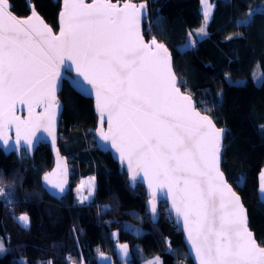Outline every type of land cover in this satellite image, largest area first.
Masks as SVG:
<instances>
[{
	"label": "snow or ice",
	"instance_id": "1",
	"mask_svg": "<svg viewBox=\"0 0 264 264\" xmlns=\"http://www.w3.org/2000/svg\"><path fill=\"white\" fill-rule=\"evenodd\" d=\"M201 3L203 23L188 33L189 46L197 42L194 35H207L215 7L210 0ZM30 7L31 15L21 19L13 14L10 0H0V141L12 147L6 128L14 126L15 150L21 141L31 150L36 130L43 128L55 146L61 67L74 69L69 87L94 95L100 138L110 141L133 182L141 176L147 182L154 221L159 190L171 200L199 264H264V246L250 231L240 196L220 170L225 129L217 128L197 110L192 96L181 91L165 44L155 37L145 42L141 24L147 3L63 0L58 35ZM257 14L264 15V8L250 10L237 24L251 26ZM18 105L27 107L26 119L16 115ZM54 175L45 174L44 183L55 190L53 195L63 194L66 165L58 179H51ZM76 191L80 203L89 200L96 191L95 178L86 185L81 181ZM258 193L264 202V170ZM0 197L12 202L3 186ZM17 219L29 225L27 214ZM120 250L127 257L128 245ZM148 264L162 262L156 257Z\"/></svg>",
	"mask_w": 264,
	"mask_h": 264
},
{
	"label": "trees",
	"instance_id": "2",
	"mask_svg": "<svg viewBox=\"0 0 264 264\" xmlns=\"http://www.w3.org/2000/svg\"><path fill=\"white\" fill-rule=\"evenodd\" d=\"M131 1L147 3L144 38L155 37L168 48L181 90L192 96L198 110L208 114L218 128L225 129L220 169L241 198L249 229L264 246V202L258 193L264 165V15L257 14L251 26L237 24L250 10L264 8V0H210L215 7L207 35L184 50L178 46L202 20L199 0ZM29 2L55 31L60 0ZM10 3L15 15H28L24 0ZM256 66L262 74L258 84L253 81ZM58 99L63 109L57 147L72 171L68 188L55 198L41 187V176L53 164L48 146L38 145L31 155L23 149L17 153L0 149V186L12 201L0 197L4 246L0 264H98L100 253L111 256L113 264H140L135 247L146 256H159L162 264H191L181 232L165 205L159 204L158 217L152 220L144 188L129 187L109 153L96 148L91 100L66 82ZM89 174L96 180L93 200L78 205L73 187L79 176ZM21 214L29 216L27 227L18 222ZM117 242L128 245V260L116 258Z\"/></svg>",
	"mask_w": 264,
	"mask_h": 264
},
{
	"label": "water",
	"instance_id": "3",
	"mask_svg": "<svg viewBox=\"0 0 264 264\" xmlns=\"http://www.w3.org/2000/svg\"><path fill=\"white\" fill-rule=\"evenodd\" d=\"M26 5L28 6L29 8V13L28 15L24 16V17H19L17 15H14L17 16L18 18H21V19H24V18H27L28 16L31 15V7L30 6H33L29 0H24ZM86 2L90 3L91 0H86ZM113 3H116L117 1H112ZM119 2L121 4H123L124 2H127V0H119ZM132 3H135L137 5L141 4V3H145L144 1L143 2H133L131 1ZM63 10V0H60V9H59V12L57 14V18H56V25H57V29L54 31L45 21L44 19L41 17V19L44 21V23H46L53 31L54 34H59V31H60V13L61 11ZM36 11V10H35ZM37 12V11H36ZM146 16H147V9H146ZM145 16V17H146ZM145 19V18H144ZM144 19H142V24H141V28H143V21ZM145 39V38H144ZM149 41V40H148ZM146 39H145V42H148ZM169 51V50H168ZM170 52V51H169ZM70 63V62H69ZM172 70H173V67H172ZM61 74H62V83L63 82H66L67 85L69 86V83H68V79L69 77L71 76H74L75 75V71L74 69H69L68 67L66 66H62L61 67ZM177 77V76H176ZM72 89V88H71ZM74 92H76L77 94H79L80 96L84 97V98H87V99H90L91 100V105H92V110H93V113L96 117V123H95V128H94V142H95V146L96 148L103 152V153H109L112 161H114L117 165H118V168L120 171H123L126 175V180H127V183L129 185V187H133L134 185L136 184H139L141 185L143 188H144V192H145V197H146V202H145V207H146V211L147 213L149 214V216L151 217L152 220L153 217L149 211V207H148V199H149V189H148V185H147V182L143 180L142 176L141 177H138L137 181L133 182L132 179H131V174L128 172L127 170V166L126 164H122L120 162V160L118 159V154L115 152V149H112L110 147V141H105V140H102L100 138V135L97 131V129L100 127V121H99V114L98 112L96 111V107H95V97L94 95H85V94H82L80 93L79 91L77 90H74L72 89ZM61 89L58 90L57 92V98H58V95L60 93ZM182 91V90H181ZM183 92V91H182ZM188 94V93H186ZM193 99V98H192ZM59 100V99H58ZM194 103H195V106H196V102L195 100L193 99ZM60 103V108L57 110V115H56V123H55V136H56V142H55V146H53L52 144V138L48 135L47 132H45L43 130V128L41 129H38L36 130L35 132V137L33 138V147L31 148V150H25V148L23 147V141H21V149L25 150V152L29 155H31L33 153V151L36 149V147L38 145H46L48 146L49 148V151L52 155V158H53V164H52V167L47 171L45 172L41 178H40V184H41V187L51 196L55 197V198H60L62 195H64V193L66 192L67 188H68V185H69V176H68V163H67V160H66V157L63 156L60 152H59V149L57 147V139H58V136H57V131H58V124H59V119H60V116H61V113H62V104L61 102L59 101ZM197 108V106H196ZM198 110V108H197ZM36 112H40L42 111V109L40 108H37L35 109ZM199 111V110H198ZM201 112V111H200ZM201 114H204V115H208L206 113H203L201 112ZM16 115L19 116L21 119H26L29 115V112H28V109L27 107L23 106V105H18L17 106V110H16ZM209 116V115H208ZM212 119V118H211ZM214 122V121H213ZM217 127V126H216ZM218 128V127H217ZM223 129V128H222ZM104 130L107 131V123L104 124ZM6 134L11 138L9 140V145H12V147H9L7 145H5L2 141H0V149L5 152V153H8V152H15L17 153L18 151L15 150V139H16V129L14 126L10 127V128H6ZM224 139V138H223ZM223 143V141H222ZM57 150H58V155H57ZM59 165V167H58ZM66 165L67 167V185H66V190L63 194H58V195H53L52 193L55 191L53 189H51L50 187L46 186L45 183H44V180H43V177L45 174H51V173H56V175L54 176H51V179L53 180H56L59 178V174L60 172L63 170V167ZM221 170V169H220ZM225 178V176H224ZM226 180V178H225ZM228 183V182H227ZM229 184V183H228ZM230 185V184H229ZM231 186V185H230ZM232 187V186H231ZM233 189V187H232ZM166 191V190H165ZM233 191H235L233 189ZM238 195V194H237ZM241 199V198H240ZM160 203H163L166 207V211L168 212L173 224L179 229V231L181 232V240L184 244V247H185V250H186V253H187V256L191 262V264H199V262L196 260V257H195V253L194 251L192 250L191 248V244L189 243V241L187 240V234L183 231V228H182V224H179L178 221H177V217L175 216V213L172 212L171 210V200L166 198L163 193H161L159 190H157V212H158V207H159V204ZM242 203V201H241ZM243 204V203H242ZM245 208V207H244ZM251 231V230H250ZM253 233V232H252Z\"/></svg>",
	"mask_w": 264,
	"mask_h": 264
},
{
	"label": "rangeland",
	"instance_id": "4",
	"mask_svg": "<svg viewBox=\"0 0 264 264\" xmlns=\"http://www.w3.org/2000/svg\"><path fill=\"white\" fill-rule=\"evenodd\" d=\"M202 8H203V6H202V3H201V0H199V9H200V12H201V13H202ZM202 23H203V15H202V20H201L200 25H199L198 27H196V28H192V29H190L189 32L195 33V32L201 27ZM189 32H188V33H189ZM201 37H203V36H199V37H197V36L194 35V36L192 37V39L198 40V39H200ZM189 39H190V38H189V35H188L187 38H186V40H185L182 44H180V45L178 46V49H179V50H184V49H187V48H189V47H192V46H189V45H188V41H189ZM261 77H262V74H261V72H260L258 66H256V67L254 68V70H253V81H254V83H255V84L260 83ZM71 173H72V171H69V169H68V176H69ZM93 177H94V176L91 175V174H89V175H85V176H79V178H78V182H77L76 185L73 187V194H74V200H75V202H78L79 204H82V203H80L79 200H78V193H77V191H76L77 188L80 186L81 181H84V182H85V185H86V184H87V181H88L90 178H93ZM94 178H95V177H94ZM95 185H96V180H95ZM84 194L87 195V187H86V186H85V189H84ZM92 197H93V196H92ZM92 197H91L89 200L85 201L84 203H88V202H90L91 199H92ZM18 222H19V221H18ZM19 224H21L22 226H24L21 222H19ZM112 237H113V238L116 237V232H113V233H112ZM122 244H125V243H119V242L115 243L114 250H115L116 258H117L118 260H120V261H126V260H128V259L131 257V254H130L129 249H128V255H127V257H125V256L123 255V253H122L121 250H120V245H122ZM134 251H135V257L137 258V260L139 261L140 264H148L149 261H152V260H154L156 257H159V256H156V255L146 256V255H144V254L139 250L138 247H135V248H134ZM103 255H104V257H106V259L102 258L101 255H99V262H98V264H113L111 256H109V255H107V254H103ZM160 261H161V260H160Z\"/></svg>",
	"mask_w": 264,
	"mask_h": 264
},
{
	"label": "crops",
	"instance_id": "5",
	"mask_svg": "<svg viewBox=\"0 0 264 264\" xmlns=\"http://www.w3.org/2000/svg\"><path fill=\"white\" fill-rule=\"evenodd\" d=\"M262 170H264V165H263V167H262L261 171H262ZM261 171H260V172H261ZM259 175H260V173H259ZM258 179H259V176H258ZM93 197H94V196H93ZM93 197H92L91 201L93 200ZM259 197H260V194H259ZM260 199H261V198H260ZM76 203H77L78 205H82V204H84V203H82V204H79L78 202H76ZM98 262H99V261H98Z\"/></svg>",
	"mask_w": 264,
	"mask_h": 264
}]
</instances>
